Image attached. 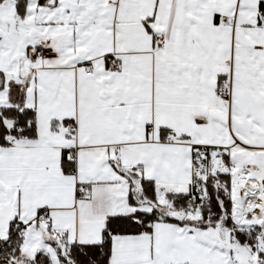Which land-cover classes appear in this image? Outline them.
Returning a JSON list of instances; mask_svg holds the SVG:
<instances>
[{
    "label": "snow or ice",
    "instance_id": "obj_1",
    "mask_svg": "<svg viewBox=\"0 0 264 264\" xmlns=\"http://www.w3.org/2000/svg\"><path fill=\"white\" fill-rule=\"evenodd\" d=\"M0 264H264V0H0Z\"/></svg>",
    "mask_w": 264,
    "mask_h": 264
}]
</instances>
